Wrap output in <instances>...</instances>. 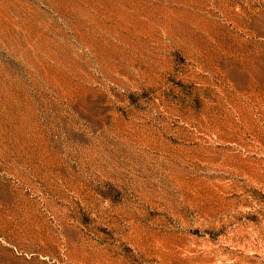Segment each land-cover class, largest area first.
Returning a JSON list of instances; mask_svg holds the SVG:
<instances>
[{
  "label": "rangeland",
  "instance_id": "rangeland-1",
  "mask_svg": "<svg viewBox=\"0 0 264 264\" xmlns=\"http://www.w3.org/2000/svg\"><path fill=\"white\" fill-rule=\"evenodd\" d=\"M0 264H264V0H0Z\"/></svg>",
  "mask_w": 264,
  "mask_h": 264
}]
</instances>
